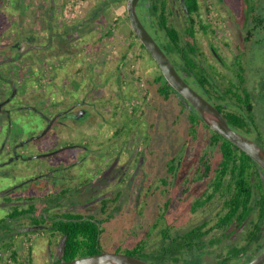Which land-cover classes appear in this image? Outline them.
I'll use <instances>...</instances> for the list:
<instances>
[{
  "label": "rangeland",
  "instance_id": "obj_1",
  "mask_svg": "<svg viewBox=\"0 0 264 264\" xmlns=\"http://www.w3.org/2000/svg\"><path fill=\"white\" fill-rule=\"evenodd\" d=\"M179 1L176 0L174 3L176 23L184 27L186 22L183 13L178 16L183 12L181 4H178ZM214 1L210 2L217 15L214 17L215 24H212L215 26L218 24V33L225 37L226 41H229L230 46L222 39H217L212 32L208 34L200 32L199 40L203 51L201 58L204 64L227 73L228 67L221 64L212 54L210 44L216 43L220 47V53L230 64L232 48L234 47L235 50L237 44L244 45L243 37L250 26L252 5H255L257 0ZM126 5L127 0L91 1L81 17L66 22L61 17V0H55L52 17H49V11L52 10L51 0H0V40L3 37L5 42L0 44V49L3 47L10 49L15 37L25 35V33L37 36V42L41 45L44 43L47 45L51 41L54 43L53 47L46 46V49L42 47L43 50L35 49L28 52L30 54L26 56V60L37 59V63L30 72L28 70L24 74H18L20 79L26 78L27 84L21 83L20 88V91L24 90L26 98L29 100L35 98L41 100L42 103L45 100L51 101L54 85V106L59 108L66 106L78 96L83 97L85 94V96L89 95L88 102L97 106V109L88 106V113L82 119L68 118L66 125L56 124L54 131H49L38 141L31 140L25 146V150L26 155L33 156L26 160H15L11 168L16 169L17 176L15 178L0 177V188L34 174L40 163L59 164L80 157L82 159L85 156V160L78 163L69 172L71 175L80 172L83 178L89 179L97 165V155L95 154L107 151L106 156H113L118 153L122 160L129 161L131 153L139 150V154L143 153L146 156L145 168L149 171V182L146 181L144 187L146 188L149 183H153L152 186L155 187L151 194H146L145 189L142 192L144 196H141L140 207L145 209V212L141 216V221L144 227L147 224L159 223L160 227L153 229L152 237L156 241L161 236V226H165L167 223L164 219V214L167 213L164 203L168 197L173 200L174 208L170 212V219L176 218L177 222L185 220V224L189 226L194 221L197 222L199 219L211 215L210 209L193 214L189 211V201L186 205H181L179 186L174 188L171 194L165 195L160 178L167 173V162L172 166V158L177 157L175 160L183 161L180 173L190 170L191 165H196V171H198L197 165H199L203 153L213 154L212 168L217 166L220 153L209 144L208 134H205L204 130L199 129L196 138L192 137L189 111L183 108L176 96L164 98L158 93V85L153 81L157 73L160 72V67L148 53L146 59L138 56L141 47L131 33L129 20L125 18ZM200 5L201 17L205 21L207 19L206 0H200ZM26 9L27 12H25ZM109 27H113V29L108 35L106 29ZM243 28H246V32ZM50 30L55 31L53 32L54 37L50 36ZM260 30L262 34L263 29L260 28ZM59 34L68 37L65 47L68 49L66 56L63 53L64 47L61 46L62 41ZM47 35L50 36L49 39H47ZM259 38L262 39V37ZM262 44L257 45L256 49H251L249 46L246 51L248 55L247 53L242 55V63L246 68L247 76L249 74L253 98L258 105L264 101V46ZM242 45L240 46L241 51L246 50V46ZM124 54L128 56L125 60L127 64H136L137 73L143 78L142 81L145 83L146 89H149L147 99L143 100V105H140L136 112L131 110L132 99L141 96L147 90L142 89L140 83L132 82L131 85L124 86L125 84L120 85L117 81L120 78L117 67ZM58 62L61 64L57 65ZM6 63H10L6 67L13 64ZM18 65L26 64L19 63ZM51 65H55L52 70H50ZM4 73L0 72V77L8 78V75ZM28 75L29 77H27ZM131 77L130 75L127 78L131 79ZM123 93H125L124 97L121 96ZM140 98L139 100H141ZM24 101L20 93L7 105V110H10V118H14L12 125L7 124L4 121L6 118L0 114V122H5V124H1L3 128L0 130V143L8 138L7 131L9 130L16 132L20 128L29 132L35 127L33 122L39 119L38 114H35L34 111L27 114L19 112V107ZM136 102L138 100L134 103ZM249 136L256 140L255 136ZM66 143H71L72 146L87 144L91 148V153L88 154V151L80 147H72L54 155L34 157V155L50 149L51 145L63 146ZM193 172L195 173L194 170ZM157 184H162L161 188L158 189ZM125 186L123 185L124 195L119 203L122 206L136 204L135 194H131L136 183L130 186V190L125 189ZM26 194L27 192H25ZM47 196L50 199V195ZM111 196L114 197L113 192ZM7 198L9 197H0V220L5 218L7 212L10 211L9 206L2 203V201L8 202ZM175 204L176 206H174ZM131 216L132 212H123L121 220L118 218L115 224L107 225L106 235L101 240L103 250L114 251L122 247L123 244L131 246L134 241L142 237L143 229H139L138 223H134ZM136 232H140V234L137 235ZM43 245V243L39 244V247ZM209 258L211 257L209 256ZM206 261L211 262L208 261V258ZM43 263L45 261L39 264Z\"/></svg>",
  "mask_w": 264,
  "mask_h": 264
},
{
  "label": "flooded vegetation",
  "instance_id": "obj_2",
  "mask_svg": "<svg viewBox=\"0 0 264 264\" xmlns=\"http://www.w3.org/2000/svg\"><path fill=\"white\" fill-rule=\"evenodd\" d=\"M53 1L54 0H51L52 10L49 11V17H52L54 10ZM145 1L146 0H140V3H144ZM210 1L211 0H206L207 19L203 21L212 25V29H210L209 32H212L217 39L225 41V37L218 33V24L216 26L214 25L216 22L214 17L217 13L216 10L213 9L214 6H211ZM172 2L174 5L173 8L175 9L176 6L174 3L176 0H172ZM182 13L185 19L184 12L179 13L178 16ZM243 30L246 32V28H243ZM2 43H5L3 41V37L2 40H0L1 45ZM46 46V43L41 45L37 42V36L25 33V35L15 37L10 49L5 47L0 49V72H5L8 75V78L0 77V114L6 118L4 121H6L7 124L12 125L14 118H10V110H7L6 107L14 100V98H16L18 94L21 93V96L25 101L21 107H19V112L27 114L30 113V111H34L35 114H38L37 117L39 118L36 122H33L35 127H33V129L29 132L20 128L16 132H10L11 130L7 131L8 138L4 139V141L0 143V177L15 178L17 176L16 169L11 168V165L15 160H26L33 156L26 155L25 146L30 143L31 140L38 141V139L43 137L34 138L38 134L42 133L49 123V119H53V123L49 131H54V125H66L68 118L75 120L82 119L88 113V106L97 109V106H95L94 103L92 104L88 102L90 98L89 95L85 96L86 94L83 97L78 96L74 101L66 106L60 108L54 106V85L51 101L45 100L44 103L35 98L31 100H29V98L27 99L24 95V90L20 91L21 83L27 84V82L26 78L24 80L20 79L18 74H24L28 70L30 72V70H33L34 65L37 63V59L26 60V56L30 54L28 52L35 49L39 51L46 49ZM42 47L43 49H41ZM215 47L220 50V47L216 43L210 44L212 54L219 59V56L215 53ZM232 49L233 53L231 54L233 60L237 51L236 49L234 50V47ZM224 61V64L222 62L221 64L227 65L228 62L226 58ZM6 62H11L13 64L6 67V65L10 64H7ZM19 63H24L26 65H18ZM14 66L17 67V69H15ZM208 66L209 65H207V67ZM52 69H54V67L50 70ZM180 72L185 76L186 80L194 86V88L201 92V94L205 93L202 86L196 80L189 77L186 72ZM27 77H29V75ZM145 90L147 89L145 88ZM179 95L176 94L174 96L177 97L182 106L184 105L187 109L191 110L192 107L189 105L187 100L183 96ZM137 100L138 97L132 99V112H134L137 103H140V100L134 103ZM80 112L83 113L78 116ZM55 116L56 119L54 120ZM1 124L3 125L5 122H0V130L3 128ZM72 147H80L88 151V154L91 153V148L87 144L84 145L82 143L72 146L71 143H66L63 146H58V144L55 146L51 145L50 149L44 150L37 154V156L34 155V157L39 158L47 155H54ZM138 151L139 150H136L131 153L129 161L122 160L118 153L113 156H106L107 151L95 154L98 158H96L97 165L95 172L89 179L83 178L80 172L75 175H71L69 172L70 169L78 165V163L80 164L81 161H84L86 158L85 156L82 159H80V157L75 160L72 159L69 162H62L59 164L40 163L38 164L34 174L29 175L27 178H23L21 181L17 182L16 180V183L9 184L8 186L6 185V187H1L0 197H9L7 198L8 202L2 201L3 204L6 203L9 206V212L13 211V208L17 207L21 212L15 218H9V212H7L5 218H7L6 220L9 226L4 228L5 230L0 228V238L11 242V249L16 250L17 252V256L15 258L11 256V249H2L0 254L3 260L0 264H39L42 261H45L43 264H52L58 261L67 260L63 259L67 235H64L63 232L58 229V221H79L81 219L91 220L100 228L104 229L100 234V239L103 240L102 237H105L107 232V225L115 224L117 219L122 217L123 212L127 211L128 213L132 212L131 218L133 219V222L138 223L137 226H139V229H143V231L139 230L142 231V237L134 241L131 246L123 244L122 247L114 250L117 252L127 253V248H134V246L136 247L138 243L145 240V251L151 254V252H153L156 248H159L161 244H165V242L162 241L161 233L165 228H170L169 233L173 235L179 233L184 234L183 236H185L187 231L192 230L198 225L201 226L205 222L206 223L203 228L205 231H208V234L204 236L206 246L200 249H197L195 246V250L191 251V248L187 247L185 244L182 246L183 255L178 263L166 261L163 264H191L194 256L201 260V264H218L221 260L229 258V251L233 245L242 246L247 243L251 230V223L249 221L246 220L242 223L233 221L224 231L216 226V222L218 221V212L223 208V202L217 193L213 199H208L203 206L199 207L197 205L200 198L201 200L206 198V192L209 194L210 190H214L211 182H213V180L215 181V177L218 175L213 172L217 166L213 168L211 167L210 173H198L196 171V165H191L190 170L180 173L179 170L183 161L179 162L177 160L176 162L178 165L174 172L170 171V165H168L169 162H167V173L163 174L160 178L163 185L157 184L158 189L161 188V185L164 186L162 190L165 189V195H169L174 188L179 186L180 202H182L181 205L184 206L189 201V211L193 214H198L201 211L210 209L211 215L207 218L199 219L197 222L194 221V223L189 226L185 224V220L183 222H181V220L177 222V220H175L176 218L170 219V212L174 210L172 204L173 200L167 196L168 198L164 203V209L165 212H167L164 214V219L167 223L165 226H161V236L155 241L152 237L154 235L153 229L160 227L159 223L155 222L156 224H147L146 227H144V224L141 221V216H143V212H145V209L140 207V200L143 195L142 192L145 189L146 194H151L155 190V187L152 186L153 183H149L146 188L144 187L145 182L149 180V171L145 168L146 156L143 153L139 154ZM181 158H183V156H181ZM262 177L264 179V173ZM135 183V189L131 192V194H135L136 204L122 206L119 202H121L124 195L123 185H126L125 189L130 190V186ZM54 190L56 191L55 193ZM25 192H27L26 195ZM112 192L114 193V202L112 201ZM12 195L14 196L12 197ZM47 195H50V199ZM33 201L36 203L34 204ZM174 206H176V204ZM138 221L141 222L139 223ZM136 234L139 235L140 232H136ZM184 242H187L186 238L184 239ZM42 243L44 245L39 247V244ZM260 243L262 244L261 247L249 246L245 252L240 254V256L234 258L231 257L229 259V263H247L264 250V237H262ZM118 249H120V251H118ZM102 250L103 248L101 247L100 251ZM209 256L211 258H209ZM207 258L208 261L211 262H207Z\"/></svg>",
  "mask_w": 264,
  "mask_h": 264
},
{
  "label": "trees",
  "instance_id": "obj_3",
  "mask_svg": "<svg viewBox=\"0 0 264 264\" xmlns=\"http://www.w3.org/2000/svg\"><path fill=\"white\" fill-rule=\"evenodd\" d=\"M172 3L171 0H146L144 3L139 2L138 11L150 33L160 43L161 47L178 67V70L186 72L189 77L196 80L202 86L205 91L203 94L225 114L229 124L244 134L255 136L256 141L264 146V101L259 103V105L255 102L248 77L249 74L247 76L246 68L242 63V55L247 53L246 51L249 46H251V49H256V46L260 43H263L262 46H264V0H257L256 4L252 5L250 26L243 37L244 45H236L237 54L232 62L226 65L228 67L227 73L218 70L216 67L210 65L207 67V65L203 64L204 62L201 58L203 51L200 45L199 33H208L212 29V25L205 23L200 16L201 5L199 0H185V5L182 0L179 1L178 4H181V9L185 15L186 24L184 27L176 23V12ZM185 6L187 7V11ZM124 12L126 14L125 18L129 20L127 10ZM260 28L263 29L262 34ZM112 29L113 27L107 28L106 33L109 35ZM50 31V36L54 37L53 32L55 31ZM131 33L135 36L141 47L138 56L146 59L148 53L153 58L132 28ZM48 35L47 39L50 37ZM59 35H61V46L64 47L63 53L66 56L68 49L65 47L68 37L64 36V34ZM259 37H262V39L260 40ZM225 43L230 46L229 41L225 40ZM53 44V41H51V43H47V47H53ZM241 45L243 47L246 46V50L241 51ZM131 46H133V43H131ZM215 49L219 56L218 60L222 63L225 62V58L220 53V50L217 47ZM127 57V54H124L118 64L117 70L120 78L117 81L120 85L125 84L124 86L131 85L132 82L135 84L143 82V78L137 73L136 64L131 63L132 65H130L126 63ZM60 63L58 62V64ZM129 74L132 76L131 79L127 78L130 76ZM153 82L158 85L157 91L162 97L169 98L176 94L179 95L166 80L161 69L154 77ZM148 90L139 96L141 100L139 104L137 103L134 112L138 110L140 105H143V100L147 99ZM124 95L125 93L121 96L124 97ZM260 104H262V107H260ZM183 108L187 109L184 105ZM188 111L192 137L196 138L198 132L201 129L204 130L205 134H208L209 144L214 146V149H217L220 153L217 167L213 170L218 175L215 177V181L211 182L214 190H210L209 194L206 192V198L204 200L200 198L197 205L199 207L203 206L208 199H213L217 193L223 202V208L218 212L217 227L224 231L233 221L242 223L247 220L251 223L247 243L242 246L233 245L229 251V258L218 262V264H230L229 259L231 257L240 256L249 246H262L260 240L264 237V179L262 177V173L264 172L256 160L245 151L217 131L212 130L194 108L188 109ZM212 156L213 154L207 152L201 155L198 173L211 172ZM175 158L177 157L173 158V164L170 166L171 172L176 170L177 162ZM114 200L115 198L113 197L112 201L114 202ZM33 203L35 204L36 202L33 201ZM20 212L18 207L13 208V211L9 212L8 217L15 218ZM6 219L2 218L0 220V228L4 229L9 226ZM205 223L187 231L185 236L179 233L172 235L169 233L170 228H165L161 232L162 241L165 244H161L151 254L145 251V240L138 243L134 248H127L126 252L157 264H163L166 261L178 263L183 255L182 246L185 244L191 248V251L195 250V246L197 249L206 246L204 236L208 234V231H205L203 228ZM57 227L64 235H67L63 259H74L100 251L102 247L100 245V234L104 229L100 228L95 222L84 219L79 221L60 220L57 223ZM185 238L187 242H184ZM0 242V253L2 249L10 250L12 248L11 242L2 238H0ZM11 251V256L16 258V250L11 249ZM2 260L3 258L0 254V262ZM192 260L191 264H201V260L198 257L194 256Z\"/></svg>",
  "mask_w": 264,
  "mask_h": 264
},
{
  "label": "water",
  "instance_id": "obj_4",
  "mask_svg": "<svg viewBox=\"0 0 264 264\" xmlns=\"http://www.w3.org/2000/svg\"><path fill=\"white\" fill-rule=\"evenodd\" d=\"M185 5V0H182ZM140 0H127L126 10L129 17L131 28L139 37L140 41L145 45L147 50L159 65L164 77L177 91L183 96L189 105L194 108L202 117L204 122L212 129L229 139L232 143L237 145L240 149L245 151L252 157L264 172V146L251 138L249 135L236 130L231 124L225 114L212 103L204 94H201L194 86H192L185 78V76L177 69L169 55L161 47L152 33L145 25L138 11V4ZM55 5V0L53 1ZM186 11L187 7L185 6ZM215 52V50H214ZM216 53V52H215ZM80 114L78 116L81 115ZM61 114V113H60ZM56 116L54 117V120ZM53 119H49V123L42 131L34 138L45 135L51 128ZM37 156V155H36ZM263 175V173H262ZM264 263V250L260 252L253 259L245 264H262ZM52 264H156L152 261L140 258L135 255L124 252L102 250L95 254L79 256L74 259L62 260Z\"/></svg>",
  "mask_w": 264,
  "mask_h": 264
},
{
  "label": "built area",
  "instance_id": "obj_5",
  "mask_svg": "<svg viewBox=\"0 0 264 264\" xmlns=\"http://www.w3.org/2000/svg\"><path fill=\"white\" fill-rule=\"evenodd\" d=\"M91 1H95V0H61L62 19L66 22H70L81 17L85 11V8ZM52 67H55V65L50 66V68ZM140 85L141 88L144 89L145 83L140 82Z\"/></svg>",
  "mask_w": 264,
  "mask_h": 264
},
{
  "label": "crops",
  "instance_id": "obj_6",
  "mask_svg": "<svg viewBox=\"0 0 264 264\" xmlns=\"http://www.w3.org/2000/svg\"><path fill=\"white\" fill-rule=\"evenodd\" d=\"M26 3V2H25ZM27 4V3H26ZM25 12H27V9L25 10ZM27 14V13H26ZM5 31H7V30H5ZM64 63V62H63Z\"/></svg>",
  "mask_w": 264,
  "mask_h": 264
}]
</instances>
